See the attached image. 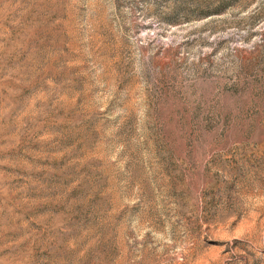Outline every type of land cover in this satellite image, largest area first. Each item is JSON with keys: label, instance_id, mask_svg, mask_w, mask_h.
Listing matches in <instances>:
<instances>
[{"label": "rangeland", "instance_id": "374dc122", "mask_svg": "<svg viewBox=\"0 0 264 264\" xmlns=\"http://www.w3.org/2000/svg\"><path fill=\"white\" fill-rule=\"evenodd\" d=\"M0 264H264V0H0Z\"/></svg>", "mask_w": 264, "mask_h": 264}, {"label": "trees", "instance_id": "16d2710c", "mask_svg": "<svg viewBox=\"0 0 264 264\" xmlns=\"http://www.w3.org/2000/svg\"><path fill=\"white\" fill-rule=\"evenodd\" d=\"M224 8V5L220 4V6L214 8V10H210V11H203L201 12L202 16H207V15H211V14H214V13H218L220 12L222 9Z\"/></svg>", "mask_w": 264, "mask_h": 264}]
</instances>
